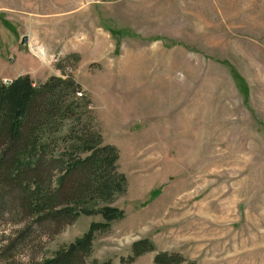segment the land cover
<instances>
[{
	"label": "rangeland",
	"instance_id": "374dc122",
	"mask_svg": "<svg viewBox=\"0 0 264 264\" xmlns=\"http://www.w3.org/2000/svg\"><path fill=\"white\" fill-rule=\"evenodd\" d=\"M113 1L0 0V83L26 71L35 87L50 76L70 79L74 96L89 101L102 144L118 152L124 191L99 206L124 214L94 232L92 258L264 264V0H179L162 23L135 28L109 18ZM32 21L50 24L48 37L37 32L39 43L22 44ZM97 27L113 49L74 44L80 28L101 37ZM103 221L80 212L38 226L4 216L0 244L31 227L18 260H42ZM143 240L154 250L130 260Z\"/></svg>",
	"mask_w": 264,
	"mask_h": 264
},
{
	"label": "trees",
	"instance_id": "16d2710c",
	"mask_svg": "<svg viewBox=\"0 0 264 264\" xmlns=\"http://www.w3.org/2000/svg\"><path fill=\"white\" fill-rule=\"evenodd\" d=\"M75 88L58 76L36 87L28 75L0 83V217L27 216L41 226L82 212L100 213L104 221L91 223L82 237L52 257L28 263L18 254L33 230L16 229L2 236L0 264H110L92 258V241L96 230L123 217V211L99 204H110L123 193L126 179L116 172V148L102 144L89 101L75 97ZM80 153L88 154L82 158ZM152 250L149 241L136 242L130 260ZM180 261L155 256L157 263Z\"/></svg>",
	"mask_w": 264,
	"mask_h": 264
},
{
	"label": "crops",
	"instance_id": "0c3cea01",
	"mask_svg": "<svg viewBox=\"0 0 264 264\" xmlns=\"http://www.w3.org/2000/svg\"><path fill=\"white\" fill-rule=\"evenodd\" d=\"M195 1V0H193ZM110 3V2H109ZM67 5V4H65ZM179 5V0H114L113 3H110V6H107L108 12H109V18L114 19L119 21L121 18L127 20L128 24L123 25L125 28L128 26L132 25L133 28H135L136 23H139L145 19L150 21H157V23H162L165 21L163 12H167L168 8L171 7L174 9V7H178ZM160 15H159V14ZM155 19V20H154ZM51 25L48 24L47 22H41V21H32L28 22L27 25V39L32 40V45H36L38 42L36 38V33L38 34L40 32H43L42 34L47 36L50 29ZM83 28V27H82ZM59 30H62V27L60 26ZM101 34H103L101 37L98 36V34H95V36L92 34L91 39L89 38V31L85 32L81 28L76 30V36L77 40L74 42V44L77 46V43H81L84 45L85 43L87 44L90 41H95L97 46L103 45V46H110L111 48L108 49H113V46L115 45V41L111 39V35L109 32L105 31L103 28L97 27V29ZM174 31L175 33H178V29L173 30L172 29V35L171 38H174ZM96 33V32H95ZM91 36V35H90ZM176 36V35H175ZM48 37V36H47ZM100 39V40H99ZM84 41V42H83ZM31 42V41H30ZM74 45V50L77 48ZM95 46H93L94 48ZM72 50V51H74ZM57 55H62L63 52L60 51L56 53ZM39 55H42L41 53ZM43 62H45L46 57L45 55L43 57H40V65ZM46 63V62H45ZM29 76H31V71H26ZM22 73V74H25ZM17 76H14L13 78L9 79H15Z\"/></svg>",
	"mask_w": 264,
	"mask_h": 264
},
{
	"label": "water",
	"instance_id": "95a60500",
	"mask_svg": "<svg viewBox=\"0 0 264 264\" xmlns=\"http://www.w3.org/2000/svg\"><path fill=\"white\" fill-rule=\"evenodd\" d=\"M21 43H22V44L27 43V36H23V37H22V39H21Z\"/></svg>",
	"mask_w": 264,
	"mask_h": 264
},
{
	"label": "built area",
	"instance_id": "2783aa9c",
	"mask_svg": "<svg viewBox=\"0 0 264 264\" xmlns=\"http://www.w3.org/2000/svg\"><path fill=\"white\" fill-rule=\"evenodd\" d=\"M4 84L6 85L7 83L9 84L10 81L7 82L6 79L3 80ZM80 95V94H79Z\"/></svg>",
	"mask_w": 264,
	"mask_h": 264
},
{
	"label": "bare ground",
	"instance_id": "6f19581e",
	"mask_svg": "<svg viewBox=\"0 0 264 264\" xmlns=\"http://www.w3.org/2000/svg\"><path fill=\"white\" fill-rule=\"evenodd\" d=\"M38 54H40V53H38Z\"/></svg>",
	"mask_w": 264,
	"mask_h": 264
}]
</instances>
